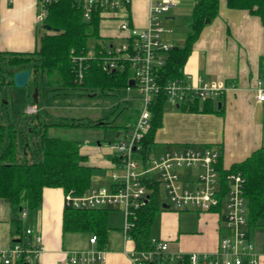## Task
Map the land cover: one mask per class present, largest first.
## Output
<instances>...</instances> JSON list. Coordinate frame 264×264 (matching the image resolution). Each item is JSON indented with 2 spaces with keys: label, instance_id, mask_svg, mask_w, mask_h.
Returning <instances> with one entry per match:
<instances>
[{
  "label": "crops",
  "instance_id": "crops-1",
  "mask_svg": "<svg viewBox=\"0 0 264 264\" xmlns=\"http://www.w3.org/2000/svg\"><path fill=\"white\" fill-rule=\"evenodd\" d=\"M195 2L173 0L164 19H177L190 27ZM40 10V0H0L1 51L34 52L38 49L41 35L50 30L44 19L38 20ZM130 12L133 23L146 26L149 1L134 0ZM100 17L101 36L107 41L121 40L123 32L119 17L107 12ZM167 28L171 32L166 33L173 32L172 28ZM183 73L191 76L193 85L201 80L221 82L225 87L221 97L224 110L221 113L189 112L167 103L151 154L162 155L186 144L210 145L220 151L222 169H230L233 164L245 160L253 151L264 146V101L257 99L259 80L264 76V25L260 16L246 9L231 8L227 0H219L218 14L203 27L194 41ZM7 74L10 78L11 75ZM37 75L35 72L34 80ZM100 147L86 149L80 146V151L87 156V164L94 169L105 165L112 171L110 164L115 165V160L110 148L108 144L102 146L103 149ZM191 175L195 177L194 172ZM110 181L109 175V180L104 178L97 185L92 183V186L108 185ZM161 192L163 203L168 204V198H163ZM64 209L65 191L61 187H45L40 208L24 218L8 198L1 197L0 253L17 242L21 235L16 229L17 216L23 220L24 238L29 237L27 228H32L42 237L45 250L37 264H60L74 250L91 249L92 233L63 230ZM114 210L121 211L110 209V213ZM223 210L221 207L201 212L163 207L153 222L151 235L169 243L168 250L163 254L170 260L172 256L191 252L215 253L221 237L226 233L223 216L220 215ZM108 223L107 241L102 246L106 250L105 259L90 264H133L132 254L137 251L135 240L125 235L124 224L118 221L111 223L109 217ZM249 233L255 244L258 264H264V224L250 226Z\"/></svg>",
  "mask_w": 264,
  "mask_h": 264
},
{
  "label": "built area",
  "instance_id": "built-area-1",
  "mask_svg": "<svg viewBox=\"0 0 264 264\" xmlns=\"http://www.w3.org/2000/svg\"><path fill=\"white\" fill-rule=\"evenodd\" d=\"M59 0H40L41 10L37 16L42 21L48 5ZM82 6L83 16L90 20L95 11L111 13L119 17L123 32L119 42L108 41L98 50L102 57V68L107 72L128 69L131 72L127 90L135 88L141 101V109L135 120L118 130L114 139L108 142L115 165L108 185L91 186L77 194L73 190L65 193V207L73 209H120L125 216L123 231L130 235L135 224L137 210L151 199L156 182L168 198L170 207L178 210L208 211L223 208V224L226 233L220 240L215 253L191 252L189 264H258L255 244L249 233L248 202L244 195L245 177L241 172L220 169V151L210 145L186 144L162 155L145 157L143 140L151 127L152 106L157 95L164 93L167 103L178 106L181 102L217 98L224 91V85L215 80L190 82V75L163 82L160 70L166 65L171 44L163 34L171 32L162 15L173 5V0H148L149 13L146 26L140 27L131 19L130 6L134 0H74ZM73 52V51H72ZM97 49L89 47L86 53L74 54L78 66V79L84 77V66L96 55ZM257 99L264 101V76L259 80ZM38 111L36 104L29 105L28 113ZM182 170L191 171L182 172ZM22 217L28 216V209H21ZM29 237L24 242H15L0 253V263L37 264L45 247L42 237L32 228L26 229ZM155 250L133 252V264H151L157 254L168 250L167 241L151 238ZM89 250H74L65 256L60 264H90L104 260L106 250L98 244L97 235L90 237ZM183 254L172 256L173 264H182Z\"/></svg>",
  "mask_w": 264,
  "mask_h": 264
},
{
  "label": "trees",
  "instance_id": "trees-1",
  "mask_svg": "<svg viewBox=\"0 0 264 264\" xmlns=\"http://www.w3.org/2000/svg\"><path fill=\"white\" fill-rule=\"evenodd\" d=\"M228 6L246 9L261 17L264 25V0H227ZM219 11V0H196L193 7L190 30L186 34L183 46L173 47L168 55L166 65L160 70L163 82L183 77L184 65L192 50L194 41L199 37L206 19L212 20ZM100 10L93 13L90 20L83 16L82 6L74 0H59L48 5L44 24L50 26L40 38V45L34 52H10L0 50V91L7 81L10 70L15 67L30 65L35 72L47 77V84L54 90L79 88L81 90L102 89L120 90L128 86L131 72L128 69L107 72L102 68V57L98 50L105 40L99 32ZM95 40L96 55L88 59L84 66V77L78 79V66L73 60L74 54L86 53L90 42ZM73 51V52H72ZM10 74V73H9ZM8 83L14 84L12 76ZM221 97L207 100L193 99L181 102L177 107L189 112H216L224 110ZM221 103V105H220ZM167 106L164 93L157 95L152 106V123L144 140L145 157L152 153L157 128L162 125L163 112ZM50 125H81L80 123L44 124L40 131L42 154L38 160L21 161L20 150L27 153L29 142L23 131H17L0 121V198H8L17 210L28 209V215L34 214L41 206L45 187H61L66 192L73 190L80 194L92 186L93 166L87 164V156L80 151L81 142L77 139L51 136L47 132ZM95 126H107L102 119ZM130 124L120 126L127 127ZM119 128V129H120ZM6 134H8L6 136ZM222 169V160L219 162ZM231 171L241 172L245 177L244 195L248 202L249 226L264 224V146L256 149L245 160L235 163ZM152 188L151 199L137 210V218L130 230V236L136 242L138 252L155 250L151 238V227L163 208L162 192L156 182L149 184ZM19 211V212H20ZM110 209H73L65 207L63 213L64 231H87L97 235L102 247L107 241L110 229L108 223ZM19 242H24L22 234L23 220L15 219ZM17 241V242H18ZM20 264H26L21 261ZM151 264H173L157 254ZM182 264H189L188 255L183 256Z\"/></svg>",
  "mask_w": 264,
  "mask_h": 264
},
{
  "label": "rangeland",
  "instance_id": "rangeland-1",
  "mask_svg": "<svg viewBox=\"0 0 264 264\" xmlns=\"http://www.w3.org/2000/svg\"><path fill=\"white\" fill-rule=\"evenodd\" d=\"M167 12L162 15L165 25L172 28V33H165L164 39L174 46L184 44L190 27L176 20H166ZM95 40L89 44L95 46ZM115 42L120 40L115 39ZM108 43L107 39L100 40ZM37 79L31 78L24 87H18L7 81L0 91V121L6 126V133L10 126L17 131H23L26 135L29 148L27 154L20 150L21 161L38 160L42 154L40 144V131L44 124L56 123H80L81 125H50L47 132L51 136L61 138L77 139L81 146L86 149H97L99 146L107 145L108 141L115 138L116 130L120 126L130 124L139 114L141 101L135 88L127 90L108 91L102 89L81 90L79 88L54 90L47 84L46 75L38 72ZM38 90V100L35 102L34 94ZM38 105V111L28 113L29 105ZM180 110V109H178ZM107 122V126H95L98 120ZM8 134H6L7 136ZM104 152V150H103ZM89 153V152H88ZM88 163V161H87ZM114 167V164H110ZM111 167V168H112ZM94 169V168H93ZM111 169L105 165L96 166L92 172V183L98 184L100 180H109ZM194 171L182 170V172ZM163 198H167L163 191ZM117 219V220H116ZM109 221L125 222L123 211L114 210L109 215ZM117 223V222H116Z\"/></svg>",
  "mask_w": 264,
  "mask_h": 264
},
{
  "label": "water",
  "instance_id": "water-1",
  "mask_svg": "<svg viewBox=\"0 0 264 264\" xmlns=\"http://www.w3.org/2000/svg\"><path fill=\"white\" fill-rule=\"evenodd\" d=\"M210 19H206V23H209ZM47 29H51L50 26H47ZM10 75L12 76L14 85L18 87H24L29 83V80L34 77L35 69L34 68H15L10 70ZM130 85L134 84L133 80L129 81ZM38 90L34 94L35 102L37 101ZM221 105V104H220ZM163 207L169 208L170 204L163 203Z\"/></svg>",
  "mask_w": 264,
  "mask_h": 264
}]
</instances>
